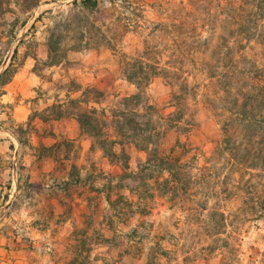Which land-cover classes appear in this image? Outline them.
<instances>
[{"label": "rangeland", "instance_id": "rangeland-1", "mask_svg": "<svg viewBox=\"0 0 264 264\" xmlns=\"http://www.w3.org/2000/svg\"><path fill=\"white\" fill-rule=\"evenodd\" d=\"M83 1H18L19 19L13 28L20 29L29 12L30 25L42 14L53 22L48 51L54 35L52 59L57 62L55 84L60 93L81 95L92 89L102 107L112 106L116 97L135 94L137 89L125 79L121 64L143 52L145 42L155 47L162 63L181 61L190 75L185 105L196 127L188 135L171 130L161 144L162 152L169 154L182 142L178 149L185 150L182 163L193 168L192 173H184L186 191L169 190L160 173H139L147 154L140 156L132 144L120 148L119 154L125 151L127 159L106 156L122 173H139L129 183L138 190L140 210L150 213L137 217L152 225L145 227L151 237L147 248L154 247L148 263L264 264V102L256 115L262 123L238 137L243 149L237 157L242 164L230 166L226 154L213 156L224 138L222 124L229 116L224 109L234 108L222 91L223 75L237 70L244 87L264 81V16L251 12L260 0H97L93 9L84 8ZM6 3L0 0V17ZM159 23L162 27L156 31ZM8 44L0 45V55H6ZM94 68L95 79L89 75ZM178 86L157 77L146 94L151 104L168 114L173 111L168 102ZM246 99L243 102L248 103ZM8 127L27 143L28 128ZM105 139L102 134L96 146L100 148L99 141ZM125 163L130 170L123 168ZM127 209L132 215L134 210Z\"/></svg>", "mask_w": 264, "mask_h": 264}, {"label": "crops", "instance_id": "crops-1", "mask_svg": "<svg viewBox=\"0 0 264 264\" xmlns=\"http://www.w3.org/2000/svg\"><path fill=\"white\" fill-rule=\"evenodd\" d=\"M18 1L7 0L0 17V45L9 42L0 75L11 63L16 68L11 81L0 84V264H149L154 247L147 248L145 227L152 225L137 217L150 213L140 210L138 190L129 183L139 173H122L83 132L67 107L82 93H60L57 66L49 65L53 22L42 14L30 25L29 12L25 24L13 28ZM37 63L41 74L34 72ZM89 75L95 79L96 69ZM55 105L62 118H55ZM9 124L28 128L26 144ZM131 144H115L116 158ZM160 174L164 183L169 174Z\"/></svg>", "mask_w": 264, "mask_h": 264}, {"label": "trees", "instance_id": "trees-1", "mask_svg": "<svg viewBox=\"0 0 264 264\" xmlns=\"http://www.w3.org/2000/svg\"><path fill=\"white\" fill-rule=\"evenodd\" d=\"M83 7L86 9L96 8L97 0H84ZM231 8H233L232 4L229 6V9ZM251 12L263 17L264 0H260L259 5L254 7ZM229 18L232 19L233 16L229 15ZM160 27H162L161 23L157 24L154 29L159 31ZM53 37L54 35L49 44L50 66L57 64L52 59ZM12 65L13 63L0 75V84H7L11 81L15 72L12 71ZM121 66L125 79L136 87L135 94L116 97L112 106L102 107L100 105L103 101L93 98L92 89H85L79 98L69 99L67 107L73 111L72 114L77 118L83 132L95 139L97 143L102 134L107 137L104 141H99V146L106 154L117 157L113 152L115 144L132 143L138 150L147 153V160L139 166V173L149 171L168 173L169 177L164 181L165 187L173 191H186L188 183L183 181L184 173H192L193 168L182 163L185 150L178 152V149L183 147L182 142L179 141L169 154H164L161 150V144L167 132L175 130L183 135H188L196 127L194 115L189 113V109L185 105V98L189 96V93L184 92V89L188 87L190 75L183 71L184 63L181 61H176L175 64L170 61L162 63L159 56L157 57L155 47L145 42L144 51L137 57H127ZM34 72L41 74L38 63ZM237 75V70H229L221 79L222 91L225 97L232 100L234 108L224 109V112L229 114L222 124L224 138L213 154L215 158L226 154L230 166L242 164V159L237 157L240 150L243 149L238 137L262 123L256 115L261 110V102H264V81L244 87L241 85V81L237 80ZM157 77H162L171 87L179 83L177 90L173 91L168 102L167 108L173 109L168 114L151 104L146 94L149 85ZM245 98L249 100L248 103L243 102ZM222 101L224 100L222 99ZM58 108L60 106L55 105L51 110L55 111V118H62L63 113L55 110ZM110 130L113 131V135L110 134ZM109 147L110 152L108 153L107 148ZM122 156L125 159L128 158L125 152L122 153ZM124 168L129 169V165L125 163Z\"/></svg>", "mask_w": 264, "mask_h": 264}]
</instances>
